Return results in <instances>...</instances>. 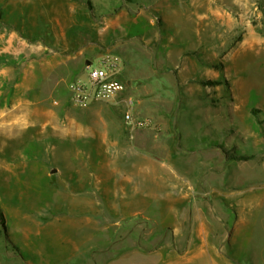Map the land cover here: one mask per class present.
Here are the masks:
<instances>
[{
  "label": "rangeland",
  "instance_id": "obj_1",
  "mask_svg": "<svg viewBox=\"0 0 264 264\" xmlns=\"http://www.w3.org/2000/svg\"><path fill=\"white\" fill-rule=\"evenodd\" d=\"M87 1L0 0V25L16 30L31 44L22 45L25 57L2 55L5 61L0 64L27 68L33 44L66 53L63 34L74 43L78 34L79 45L86 47V57L94 65L107 56H119L126 98L132 96L137 102L135 116L152 119L160 130H147L150 137L168 149H178L166 163L196 171L199 180L207 173L219 176L224 196L218 200L211 194L210 199L214 204L218 201L214 224L227 239L231 259L239 264H264V0H201L219 9H241L225 18L214 14L212 25L209 14L187 10L191 0H89L93 11ZM162 3L178 8L168 24L157 12ZM120 9L133 17L145 11L144 21L153 17L154 25L146 32L145 23L103 32L102 21ZM161 13L170 14L164 9ZM75 79L89 84L85 61ZM208 80L221 84L206 85ZM6 91L9 105L0 111L19 102L13 88ZM124 108L121 105L115 112L121 119ZM168 121L169 126L161 125ZM20 130L19 125L0 130V156L16 170L4 171L8 180L0 177V207L9 233L6 236L0 225L5 238L0 264H55L63 259L56 249L59 237L45 229L21 241L10 233L24 224L23 212L29 204V213L37 216L35 212L47 203L46 180L36 179L29 168L34 158H51L49 142L38 143L35 130ZM69 147L62 144L59 156ZM46 213L63 212L49 209ZM38 220L44 222L39 216L29 223L37 227Z\"/></svg>",
  "mask_w": 264,
  "mask_h": 264
},
{
  "label": "crops",
  "instance_id": "obj_2",
  "mask_svg": "<svg viewBox=\"0 0 264 264\" xmlns=\"http://www.w3.org/2000/svg\"><path fill=\"white\" fill-rule=\"evenodd\" d=\"M175 8L162 3L158 9L171 15L156 11L168 24L177 14ZM187 10L209 14L211 25L214 14L225 18L241 12L240 8H215L201 0H191ZM145 14L138 11L133 17L120 9L105 17L101 27L105 32L145 23L146 32L154 19L144 21ZM63 35L66 53L33 44L27 68L0 64V107L9 105L6 89H14V98L19 95L17 104L0 111V130L15 125L21 132L35 130L38 143L49 142L51 157H33L29 168L36 179L46 180V205L35 212L36 216L29 213V204L23 212L24 224L10 233L20 236L21 241L45 229L48 235L59 237L56 249L63 259L55 264H71L72 260L75 264H239L231 259L227 239L214 224L218 201L214 204L210 196L214 194L218 200L224 196L219 176L207 173L199 180L196 171L167 164L166 158L178 149L166 148L147 130L133 129L116 115V109L125 105L126 93L108 101L74 104L70 83L89 58L86 47L79 45L78 34L76 43ZM22 45L31 44L16 30L0 25V55L23 58ZM43 46L44 52L40 50ZM161 125L169 126L170 122ZM62 144L70 147L60 157ZM211 152L215 156L214 149ZM2 158L0 177L8 180L4 171L16 170ZM49 209L63 213L48 216ZM39 216L44 222L38 220L37 227L29 223ZM4 239L0 232V251Z\"/></svg>",
  "mask_w": 264,
  "mask_h": 264
},
{
  "label": "built area",
  "instance_id": "obj_3",
  "mask_svg": "<svg viewBox=\"0 0 264 264\" xmlns=\"http://www.w3.org/2000/svg\"><path fill=\"white\" fill-rule=\"evenodd\" d=\"M85 68L89 73V84L76 79L70 83L74 104L84 106L92 100L108 101L127 91V85L120 78L124 64L119 56H107L99 60L98 65H94V60H88ZM136 103L132 96L126 98L124 121L136 130H160L152 119L135 116Z\"/></svg>",
  "mask_w": 264,
  "mask_h": 264
},
{
  "label": "trees",
  "instance_id": "obj_4",
  "mask_svg": "<svg viewBox=\"0 0 264 264\" xmlns=\"http://www.w3.org/2000/svg\"><path fill=\"white\" fill-rule=\"evenodd\" d=\"M87 2L90 5L91 11H93L92 2L89 1V0ZM0 61H5V58L2 55H0ZM209 84H211V85H220L221 81H219V80H208L206 85H209ZM0 225H1L2 229L4 230L6 236H8L5 214H4V211H3V209L1 207H0ZM14 247L16 248V246H14Z\"/></svg>",
  "mask_w": 264,
  "mask_h": 264
}]
</instances>
